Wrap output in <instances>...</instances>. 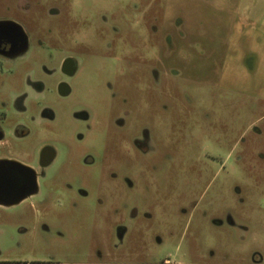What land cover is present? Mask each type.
<instances>
[{"label":"rangeland","instance_id":"1","mask_svg":"<svg viewBox=\"0 0 264 264\" xmlns=\"http://www.w3.org/2000/svg\"><path fill=\"white\" fill-rule=\"evenodd\" d=\"M0 19L29 41L0 126L27 130L28 165L55 152L36 228L0 212V264H264V0H0Z\"/></svg>","mask_w":264,"mask_h":264},{"label":"flooded vegetation","instance_id":"2","mask_svg":"<svg viewBox=\"0 0 264 264\" xmlns=\"http://www.w3.org/2000/svg\"><path fill=\"white\" fill-rule=\"evenodd\" d=\"M0 22L12 23L17 25L19 24L11 21L0 19ZM21 28V27H20ZM22 30V29H21ZM23 31V30H22ZM24 33V31H23ZM25 35V49L23 52L13 54L14 50H18L22 39L20 37H0V71L2 70L4 64L11 60L18 59L22 57L29 48L28 37ZM70 59H65L61 63V73L65 76H72L75 69V64L70 60V68L64 69V63ZM57 91L61 96H66L68 90L66 85L63 83L58 84ZM17 100H2L0 96V104H15ZM43 116L51 120L52 114L48 111L43 112ZM6 120V115L2 114L0 111V122ZM28 136L27 130L22 127L21 123H18L12 133L4 132L0 126V212L1 214L6 215L7 213L11 216L9 218L11 221L9 227L16 234H23L26 232V228H36L35 223H31L29 220L28 224L25 225L24 220L26 221L27 215L33 214L36 209L34 205L26 203L31 200L38 192V179L43 176L45 168H47L55 157V152L52 148L43 145L37 151L36 165L35 167L26 164L24 161H21L17 158V155L11 149V141L17 142L24 140ZM13 137V138H10ZM24 216L20 218V216ZM24 220H23V219ZM4 264H48L37 261H19L14 263H4Z\"/></svg>","mask_w":264,"mask_h":264},{"label":"water","instance_id":"3","mask_svg":"<svg viewBox=\"0 0 264 264\" xmlns=\"http://www.w3.org/2000/svg\"><path fill=\"white\" fill-rule=\"evenodd\" d=\"M0 37L1 38L20 37L22 39V41L20 43V47H22V48H19L18 50H14L13 54L20 53V52L24 51L25 44H26L25 43V35H24L23 31L21 30V28L18 27L17 25L12 24V23L0 22ZM69 62H70V60H68L64 63V66H63L64 69L70 68Z\"/></svg>","mask_w":264,"mask_h":264}]
</instances>
